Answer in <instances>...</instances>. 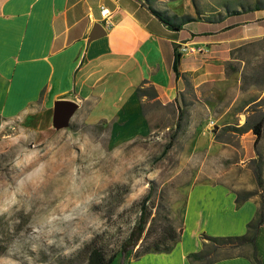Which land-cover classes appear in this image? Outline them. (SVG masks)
I'll return each mask as SVG.
<instances>
[{
  "label": "rangeland",
  "instance_id": "obj_1",
  "mask_svg": "<svg viewBox=\"0 0 264 264\" xmlns=\"http://www.w3.org/2000/svg\"><path fill=\"white\" fill-rule=\"evenodd\" d=\"M146 2L185 28L248 10L255 21L242 25L237 39L186 46L203 47L204 55L193 66L199 80H185L179 101L164 104L152 86L138 89L144 134L130 133L131 110L122 122L113 111L93 122L76 113L61 129L41 113L0 116V264H87L91 244L119 264L117 253L148 193L143 236L151 224L154 234L167 221L179 231L186 198L204 181L237 191L238 203L256 198L264 216V0ZM138 247L128 260L140 257ZM231 253L250 249L223 254Z\"/></svg>",
  "mask_w": 264,
  "mask_h": 264
},
{
  "label": "crops",
  "instance_id": "obj_2",
  "mask_svg": "<svg viewBox=\"0 0 264 264\" xmlns=\"http://www.w3.org/2000/svg\"><path fill=\"white\" fill-rule=\"evenodd\" d=\"M146 1L0 0V116H52L57 101H71L77 104L72 118L78 113L91 122L112 111L122 122L131 110L130 133L144 134L147 125L138 89L152 86L164 104L179 101L185 80H199L193 66L204 55L203 47L202 52L190 53L180 46L207 43L185 27L171 30L148 10ZM159 7L164 9L161 3ZM101 8L110 11L106 24ZM97 23L106 33L89 40ZM232 39L237 38L218 42ZM252 154L250 145L244 147V155ZM237 194L216 182L193 186L172 251L127 257V264H200L191 255L202 250L205 237L241 236L257 216L256 198L238 203ZM255 255L258 264H264V221L255 239ZM212 264L254 262L237 256Z\"/></svg>",
  "mask_w": 264,
  "mask_h": 264
},
{
  "label": "trees",
  "instance_id": "obj_3",
  "mask_svg": "<svg viewBox=\"0 0 264 264\" xmlns=\"http://www.w3.org/2000/svg\"><path fill=\"white\" fill-rule=\"evenodd\" d=\"M148 10L162 23L167 25L173 31L181 30V27H185L182 24H174L166 16L153 9L150 5H147ZM255 21L254 11L248 10L245 12H234L229 15L225 21L218 22H190L186 25V29L195 32L197 39H207L214 35L217 39H231L236 38L239 30L242 29V25ZM187 23V22H186ZM261 27H264V21L259 22ZM192 33V32H191ZM176 65V63H175ZM176 68V67H174ZM182 118V113L179 112V120ZM263 120L258 121L252 128L253 135L255 137L254 143H256L262 133ZM169 148V144L163 150L161 156L165 155ZM260 181V178H258ZM150 198V193L143 199L140 205V216L137 224L132 228L128 237L122 242L120 250L117 253L118 263L126 264L128 254L139 246L136 250L139 256L152 254V253H169L179 240V231L169 223L168 221L160 226V230L152 234V226L150 225L145 236L146 227V209L147 202ZM260 210V209H259ZM264 221L262 209L255 219H253L247 225L245 234L235 237H205L202 243V250L199 253L192 254L195 260H198L200 264H212L220 259L232 258V257H245L250 258L254 264H258L255 255V239L257 237L258 229ZM153 236L152 238H150ZM217 243L211 250L207 242ZM246 247L250 249V254H223L224 252H233L236 248ZM88 261L87 264H111L114 261V256H106L101 248L94 245L86 247ZM220 252H223L219 255Z\"/></svg>",
  "mask_w": 264,
  "mask_h": 264
},
{
  "label": "water",
  "instance_id": "obj_4",
  "mask_svg": "<svg viewBox=\"0 0 264 264\" xmlns=\"http://www.w3.org/2000/svg\"><path fill=\"white\" fill-rule=\"evenodd\" d=\"M106 30L100 23L93 26L88 39L94 40L103 36ZM77 110V104L71 101H57L52 113V125L56 129L66 128Z\"/></svg>",
  "mask_w": 264,
  "mask_h": 264
},
{
  "label": "built area",
  "instance_id": "obj_5",
  "mask_svg": "<svg viewBox=\"0 0 264 264\" xmlns=\"http://www.w3.org/2000/svg\"><path fill=\"white\" fill-rule=\"evenodd\" d=\"M109 15H110V11L107 8H101L100 16L102 17V19L105 22V24L107 23V18H108ZM185 46H181L180 50L183 51V52L189 50L192 53H195L196 51L197 52H202V50L199 49V48L193 47V48L187 49Z\"/></svg>",
  "mask_w": 264,
  "mask_h": 264
}]
</instances>
